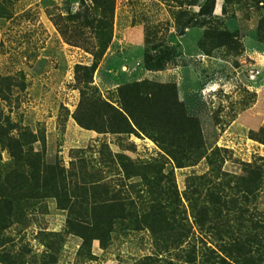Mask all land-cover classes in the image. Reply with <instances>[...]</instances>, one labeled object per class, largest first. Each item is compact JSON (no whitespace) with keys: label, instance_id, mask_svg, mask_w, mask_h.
<instances>
[{"label":"rangeland","instance_id":"374dc122","mask_svg":"<svg viewBox=\"0 0 264 264\" xmlns=\"http://www.w3.org/2000/svg\"><path fill=\"white\" fill-rule=\"evenodd\" d=\"M83 1L0 0V264H264V0Z\"/></svg>","mask_w":264,"mask_h":264},{"label":"trees","instance_id":"16d2710c","mask_svg":"<svg viewBox=\"0 0 264 264\" xmlns=\"http://www.w3.org/2000/svg\"><path fill=\"white\" fill-rule=\"evenodd\" d=\"M90 4L92 5V9H100L103 13V15L100 17L99 20H91L90 22L87 20V17L89 14L85 13L80 15L79 12H76L74 15L70 16L67 18V20H76L80 21L79 24L81 27H86L90 26L93 28V35H94V41L91 43V47L88 49L90 53L92 54L93 58L95 59L96 57L100 56L107 48V46L110 43L111 40V19H112V11H113V5H114V0H89ZM81 5H85L84 1L81 0ZM86 8V6H85ZM73 27L76 28V24L72 23ZM79 26V25H78ZM67 31L61 30L60 33L61 35L70 43L72 44H77L75 39L72 40L71 35L66 33ZM82 35V33H80ZM77 38V37H75ZM2 130V128H0ZM27 154H29L27 152ZM25 155L22 151H20L18 155V160L21 159V156ZM22 176V174H21ZM5 177H9L8 175H5ZM25 179H27L26 176H23ZM12 189H14V186H11L8 184ZM180 204L176 202L175 200H165V201H155L151 200L150 203H148L147 209H148V214L155 215L157 218H159V223L164 224L165 227L171 228L172 230L174 228L173 225L175 223V216H174V210L178 208ZM3 219V221H6L7 215ZM78 226V224H77ZM81 227V224H79ZM176 229H179V225L175 226ZM166 230V229H165ZM162 230L159 229L158 234L160 233V236L162 234ZM181 238V233L176 232L174 238H172L171 242H180ZM159 239V238H158ZM85 241L81 244L80 247H83ZM145 259H149V257H146Z\"/></svg>","mask_w":264,"mask_h":264}]
</instances>
